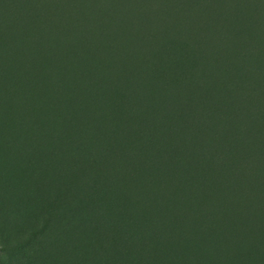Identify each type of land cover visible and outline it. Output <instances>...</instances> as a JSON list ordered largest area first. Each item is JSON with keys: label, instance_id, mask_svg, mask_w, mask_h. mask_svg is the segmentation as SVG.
<instances>
[{"label": "rangeland", "instance_id": "1", "mask_svg": "<svg viewBox=\"0 0 264 264\" xmlns=\"http://www.w3.org/2000/svg\"><path fill=\"white\" fill-rule=\"evenodd\" d=\"M229 1L0 0V264H264V7Z\"/></svg>", "mask_w": 264, "mask_h": 264}, {"label": "trees", "instance_id": "2", "mask_svg": "<svg viewBox=\"0 0 264 264\" xmlns=\"http://www.w3.org/2000/svg\"><path fill=\"white\" fill-rule=\"evenodd\" d=\"M204 1L205 2H208V1L213 2L214 3L213 4L214 11L215 10L219 11V10H223V9L228 10L229 9L228 5H232V3L229 0H204ZM248 1H251L253 3H257L260 6L264 7V0H248ZM216 6H221V7H216ZM238 164H240L239 167L243 168L242 174H245L244 177H243V181H246V183H250V184L255 181V182H257V185H258V183H264V167H263V164H262V167L260 169H256L254 171V175L251 174V176H252L251 180L247 176V174H250V172L247 173V171L249 170V165L247 164V159L246 160L245 159L244 160H239ZM243 164H245V166ZM250 166H251V164H250ZM259 171H262V174L260 176L255 175V174H258Z\"/></svg>", "mask_w": 264, "mask_h": 264}]
</instances>
